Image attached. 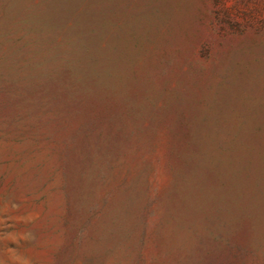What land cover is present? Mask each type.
Instances as JSON below:
<instances>
[{"label":"rangeland","instance_id":"374dc122","mask_svg":"<svg viewBox=\"0 0 264 264\" xmlns=\"http://www.w3.org/2000/svg\"><path fill=\"white\" fill-rule=\"evenodd\" d=\"M0 264H264V0H0Z\"/></svg>","mask_w":264,"mask_h":264}]
</instances>
